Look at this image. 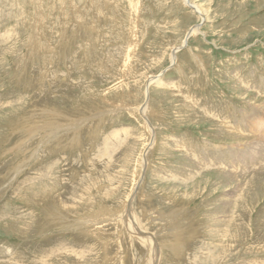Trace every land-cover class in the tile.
Instances as JSON below:
<instances>
[{"label": "rangeland", "instance_id": "obj_1", "mask_svg": "<svg viewBox=\"0 0 264 264\" xmlns=\"http://www.w3.org/2000/svg\"><path fill=\"white\" fill-rule=\"evenodd\" d=\"M107 1L0 0V264H154L144 157L158 264H264V0Z\"/></svg>", "mask_w": 264, "mask_h": 264}, {"label": "bare ground", "instance_id": "obj_2", "mask_svg": "<svg viewBox=\"0 0 264 264\" xmlns=\"http://www.w3.org/2000/svg\"><path fill=\"white\" fill-rule=\"evenodd\" d=\"M107 1V0H106ZM108 2V1H107ZM184 2H185V4L188 6V7H190V8H192L195 12H197L200 16H201V18L204 20V12L200 9V7H199V5L197 4V3H195V2H193V0H184ZM101 9V8H100ZM200 28H201V23H199V24H197V25H195L194 27H193V29H191V31H190V33H189V35H193V34H195V33H199L201 30H200ZM189 37V36H188ZM187 42V40L185 39V41H184V44L183 45H185V43ZM183 45L181 46H178L177 47V49H180L181 47H183ZM177 49L176 50H174V52H173V56H172V58H173V60H175V61H177V56L175 55L176 53H177ZM154 79H155V77H152L151 79H149V82H148V85H150L152 82H154ZM149 87V86H148ZM147 87V88H148ZM148 94H149V89H148V91H147V89H146V97L148 98L149 96H148ZM145 108H147V106H146V104H145ZM143 111V110H142ZM55 112V111H54ZM144 112H145V110H144ZM143 112V113H144ZM141 114H142V112H141ZM146 114V113H145ZM146 120H147V122L149 123V119H147V118H145ZM20 121V120H19ZM151 123V122H150ZM28 124V123H27ZM27 127V126H26ZM153 127V126H152ZM19 128V127H18ZM23 128V127H22ZM25 129V128H24ZM153 129V128H152ZM154 130V129H153ZM152 130V131H153ZM154 132V131H153ZM153 142V141H152ZM210 161V160H209ZM147 160L145 159V157H144V169L142 168V174H141V179L143 178V176H144V173H145V170H146V167H147ZM248 165H252V168L254 167V166H257L256 164H252V163H248ZM137 182V181H136ZM139 185H141V182L139 181V183L136 185V187L131 191V193H130V195L128 196V198H127V200H126V203H125V212H123L124 214H125V217H127V220H126V222H127V224H129V226H128V228H129V230L131 231V233H133L134 235H136L137 237H139V238H141L142 240H144L147 244H148V246H149V248L151 249V251L153 252V254H151V255H156V257H154V259H155V261H154V264H158L159 263V261H160V248L158 247L159 246V244H158V242H157V240L154 238V237H152V236H150V235H148V234H145L140 228H139V226L137 225V221H136V215H135V213H134V211H133V201H132V198H131V196H132V194L136 191V188H137V186H138V189H139ZM130 198H131V201L132 202H130L129 200H130ZM124 206V205H123ZM112 210V209H111ZM114 212H115V210H114ZM106 213V212H105ZM88 215V214H87ZM109 217V216H108ZM112 217H113V215H112ZM116 217V216H115ZM86 218V217H85ZM82 221V220H81ZM123 225V224H122ZM152 258V257H151ZM152 263V262H151ZM150 263V264H151Z\"/></svg>", "mask_w": 264, "mask_h": 264}, {"label": "water", "instance_id": "obj_3", "mask_svg": "<svg viewBox=\"0 0 264 264\" xmlns=\"http://www.w3.org/2000/svg\"><path fill=\"white\" fill-rule=\"evenodd\" d=\"M174 65H175V64H174ZM174 65H173V66H174ZM173 66H171L170 68H172ZM170 68H169V69H170ZM141 180H142V179H141ZM141 180H140V182H141ZM137 190H138V186H137V188H136V191H137Z\"/></svg>", "mask_w": 264, "mask_h": 264}]
</instances>
